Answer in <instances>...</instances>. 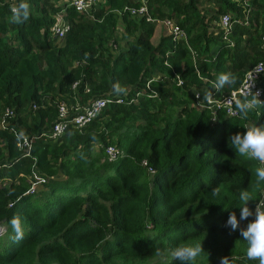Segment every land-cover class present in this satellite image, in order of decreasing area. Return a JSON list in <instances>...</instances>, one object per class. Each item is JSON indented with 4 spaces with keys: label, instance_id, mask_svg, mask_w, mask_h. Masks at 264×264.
<instances>
[{
    "label": "trees",
    "instance_id": "16d2710c",
    "mask_svg": "<svg viewBox=\"0 0 264 264\" xmlns=\"http://www.w3.org/2000/svg\"><path fill=\"white\" fill-rule=\"evenodd\" d=\"M19 2L0 0V264H180L172 250L200 242L195 264H259L224 224L230 212L239 219L240 191L252 193L250 209L259 199L260 166L232 148L231 136L264 125V107L213 119L194 104L229 94L264 62V0H151L154 21L125 11L135 0H103L90 17L70 0H27L29 20L14 24ZM224 13L236 19L227 33L214 26ZM55 15L69 24L61 40L50 33ZM165 18L187 42L173 39ZM221 73L236 82L215 89ZM116 83L126 91L116 94ZM262 88L264 101V80ZM101 97L111 101L85 126L41 136L58 103L71 110ZM21 130L35 136L28 155L17 145ZM108 146L120 151L111 161ZM35 175L41 183L28 193ZM14 216L24 225L18 242Z\"/></svg>",
    "mask_w": 264,
    "mask_h": 264
},
{
    "label": "built area",
    "instance_id": "2783aa9c",
    "mask_svg": "<svg viewBox=\"0 0 264 264\" xmlns=\"http://www.w3.org/2000/svg\"><path fill=\"white\" fill-rule=\"evenodd\" d=\"M103 0H70L69 5L72 6L78 13L91 16L92 10L95 6ZM136 5L125 7V11L131 16L136 18L145 17L147 21H154L149 14V2L151 0H135ZM245 4V1H243ZM236 19H233L229 13H224L220 15L218 27L224 30L226 33L232 29L233 23ZM239 22V20L237 21ZM162 24L166 27L167 32L172 35L174 40H182L187 42V37L185 32L179 28L171 19H163ZM69 30V24L63 19L61 15L54 16V22L50 27V33L53 37L61 40L66 32ZM262 44L264 45V38H262ZM194 54V53H193ZM264 74V62L257 63L252 69L246 72L244 78L238 88L230 91L227 95L216 96L214 94L206 96L204 102L199 101L195 106H200L201 108L209 109L213 118H216L217 111H224L225 115L228 117L237 116L238 109L237 103L244 102L245 100L251 101L253 99L254 93H259L258 99L262 101L263 99V80L261 76ZM261 78V79H260ZM178 84H181V80H177ZM76 82H73L72 87L76 86ZM146 88L149 89V83L146 84ZM139 93V92H138ZM136 93V96L138 95ZM153 93V92H151ZM111 94V93H110ZM154 95V94H153ZM194 95L197 100L200 99V94L198 91L194 90ZM116 102H121L122 97L112 95ZM133 100V99H131ZM110 97L95 98L88 102L84 106L74 105L69 109L67 103L62 101L58 103V116L57 121L53 123L46 131L41 133V136H45L48 139L56 140L61 137L66 129L68 123H71L75 128L80 129L81 127L88 124L93 120L105 107V105L110 102ZM35 108V106H33ZM255 109V108H254ZM5 115L10 118H15V112L11 109L5 110ZM16 124V123H14ZM2 127H7L9 122L2 121ZM34 135L28 134L23 130L20 131L18 135V146L24 152V155L30 154V149ZM106 157L109 161L114 160L120 155V151L114 146H108L105 150ZM260 167H264L259 161H257ZM143 165L151 173L153 170L148 166L147 162H143ZM41 179L39 176H34V181L28 190V193H34L37 190V186L40 185ZM255 207H259L264 210V182L263 187L260 192L259 199L253 204L251 210H255ZM254 219V217H249V222ZM3 232V228L0 226V234Z\"/></svg>",
    "mask_w": 264,
    "mask_h": 264
},
{
    "label": "clouds",
    "instance_id": "9594fccd",
    "mask_svg": "<svg viewBox=\"0 0 264 264\" xmlns=\"http://www.w3.org/2000/svg\"><path fill=\"white\" fill-rule=\"evenodd\" d=\"M11 13L10 22L22 24L28 21L31 16L30 5L27 0H20L18 5L11 9ZM235 82L236 77L234 75L221 73L218 75L213 87L219 90L225 85L231 86ZM113 91L116 94H122L126 90L119 83H116L113 85ZM258 95L259 93H254L251 101L245 100L237 103V107L243 117H247L250 109L264 107V101L258 99ZM231 145L239 155L259 161L264 165V125L247 128L243 133H235L231 136ZM256 176L258 182H264V167L256 168ZM238 198L241 201L239 219L234 211L230 212L224 227L229 229V234L238 231L240 237L247 242L246 256L248 260L264 264V210L255 207L253 211L248 207V202L253 201V195L247 190L240 191ZM249 217H254V219L248 222L246 227H241V221L248 220ZM10 226L14 233L13 241L22 240L24 237V225L21 218L14 216L10 221ZM203 251L200 242L195 245L178 246L172 250L171 255L180 264H195ZM220 264H226V257L220 258Z\"/></svg>",
    "mask_w": 264,
    "mask_h": 264
},
{
    "label": "rangeland",
    "instance_id": "374dc122",
    "mask_svg": "<svg viewBox=\"0 0 264 264\" xmlns=\"http://www.w3.org/2000/svg\"><path fill=\"white\" fill-rule=\"evenodd\" d=\"M244 4V3H243ZM161 24V23H160ZM158 24L157 26H156V30H155V34H154V37H153V42H154V44H156L157 42H158V40H159V37H160V32L162 31V29L164 28V26L161 24ZM217 26H218V23H217ZM122 31H123V24H122V22L121 21H119L118 22V25H117V30H116V32L118 33V35H121L122 34ZM121 44H123V42L121 43ZM115 49H117V47L115 48ZM261 78L262 79H264V74L261 76ZM260 78V79H261ZM195 106V105H194ZM197 108H199V109H203V108H201L200 106H196ZM213 119H215V118H213ZM165 257H161V258H159V259H164Z\"/></svg>",
    "mask_w": 264,
    "mask_h": 264
},
{
    "label": "crops",
    "instance_id": "0c3cea01",
    "mask_svg": "<svg viewBox=\"0 0 264 264\" xmlns=\"http://www.w3.org/2000/svg\"><path fill=\"white\" fill-rule=\"evenodd\" d=\"M203 6L207 9L208 8V10H212L213 11V9H214V6H215V3H210V2H206V3H204L203 4ZM212 14V13H211ZM211 14H208V15H211ZM217 23L218 22H214V26L215 27H217ZM123 32V31H122ZM122 45V44H121Z\"/></svg>",
    "mask_w": 264,
    "mask_h": 264
}]
</instances>
